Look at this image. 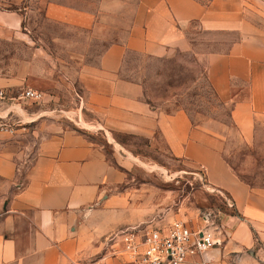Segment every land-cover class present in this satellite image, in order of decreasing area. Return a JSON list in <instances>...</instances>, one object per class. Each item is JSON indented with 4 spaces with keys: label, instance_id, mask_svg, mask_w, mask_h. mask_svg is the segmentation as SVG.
Listing matches in <instances>:
<instances>
[{
    "label": "crops",
    "instance_id": "obj_1",
    "mask_svg": "<svg viewBox=\"0 0 264 264\" xmlns=\"http://www.w3.org/2000/svg\"><path fill=\"white\" fill-rule=\"evenodd\" d=\"M22 1L0 0V89L8 94L0 102V264H129L105 248L109 235L154 219L199 228L198 205L211 203L212 189L234 207L219 211L214 233L222 243L182 264H264V187L226 160L227 126L154 106L144 82L125 71L129 54H195L215 96L232 104L241 141L253 144L264 124V0H45L44 19L75 29L93 54L74 72L83 91L74 111L53 106L73 76L54 71L48 36L33 37ZM59 41L65 51L69 39ZM28 89L44 101L30 106ZM119 136L159 149L161 160L134 153ZM166 162L202 172L204 188L191 194L197 208H150L148 185H133L138 167Z\"/></svg>",
    "mask_w": 264,
    "mask_h": 264
},
{
    "label": "rangeland",
    "instance_id": "obj_2",
    "mask_svg": "<svg viewBox=\"0 0 264 264\" xmlns=\"http://www.w3.org/2000/svg\"><path fill=\"white\" fill-rule=\"evenodd\" d=\"M44 1L23 0L19 7L24 13V23L32 31L33 37L38 40L39 37L44 39L48 36L46 39L49 44L51 43L53 52L47 55L49 56L47 59L52 63L51 66L57 75L73 76L69 78V86L58 89L62 98L53 106L59 110L74 111L81 107V99L76 92L80 95L83 93L79 84L73 83L74 72L82 62L91 60L93 54L85 53L87 47L82 44L83 37L78 35L75 29L44 19ZM72 2L76 6H85L82 0H72ZM118 25H120L119 22ZM61 37L69 39V45L64 47L65 51H61L63 49L59 41ZM43 60H45L44 53H41V61ZM140 66L142 68L139 69ZM125 71L130 78L134 77L144 82L146 97L154 106L167 110L184 108L196 123L204 124L215 120L225 124L229 133L224 151L226 160L244 181L252 186L264 187V124H258L253 144L241 141L231 119L232 104L221 102L215 96L206 79L205 64L195 54L179 53L170 59H152L129 54L128 67ZM6 98H8L7 93ZM6 98L0 102L7 100ZM29 104L33 106L38 103L30 100ZM61 119L68 126L74 125L69 118ZM119 138L131 145L134 153L152 157L154 160L160 156L157 155L159 149H156L157 153L151 151L145 146L146 142L142 140L124 136H119ZM107 149L110 153L109 146ZM20 168L19 175L23 177L27 166ZM138 168L143 169L130 173V179L133 185H148L150 208H157V206L159 208H197L191 194L197 187L204 188L205 180L201 171L187 166L185 168L181 162H166L162 165L149 164ZM195 172L200 176L199 179ZM2 184L3 181L0 179V185ZM206 192L211 203L201 207L198 205L201 211L199 213L202 217L204 212H211L210 217L214 221V226H217L219 211H231L234 207L228 205L226 197L221 193ZM1 219L0 208V221Z\"/></svg>",
    "mask_w": 264,
    "mask_h": 264
},
{
    "label": "built area",
    "instance_id": "obj_3",
    "mask_svg": "<svg viewBox=\"0 0 264 264\" xmlns=\"http://www.w3.org/2000/svg\"><path fill=\"white\" fill-rule=\"evenodd\" d=\"M5 98L6 92L0 89V100ZM23 98L39 104L44 101V94L28 89L24 91ZM211 192L224 195L228 205L233 207L232 199L223 192L218 189ZM211 214L204 212L202 224L196 229L180 219L169 223L154 219L144 226L121 229L104 240L105 248L111 255L123 257L129 264H182L189 257L222 243L215 236L216 227Z\"/></svg>",
    "mask_w": 264,
    "mask_h": 264
}]
</instances>
